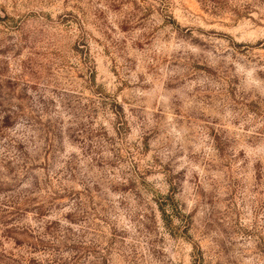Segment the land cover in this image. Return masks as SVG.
I'll list each match as a JSON object with an SVG mask.
<instances>
[{"label": "rangeland", "instance_id": "rangeland-1", "mask_svg": "<svg viewBox=\"0 0 264 264\" xmlns=\"http://www.w3.org/2000/svg\"><path fill=\"white\" fill-rule=\"evenodd\" d=\"M57 262L264 264V0H0V264Z\"/></svg>", "mask_w": 264, "mask_h": 264}, {"label": "trees", "instance_id": "trees-1", "mask_svg": "<svg viewBox=\"0 0 264 264\" xmlns=\"http://www.w3.org/2000/svg\"><path fill=\"white\" fill-rule=\"evenodd\" d=\"M161 212H162V214H163V216H164V219L167 220V218H166L167 215H166V213H165V211H164L163 208H161ZM165 215H166V216H165ZM54 251H55V250H54ZM57 253H58V252H57ZM56 261H58V259L54 260L53 263L56 262ZM56 264H58V262H57Z\"/></svg>", "mask_w": 264, "mask_h": 264}]
</instances>
